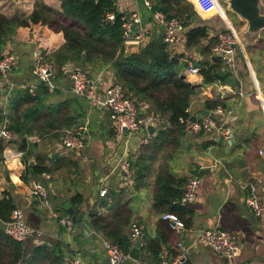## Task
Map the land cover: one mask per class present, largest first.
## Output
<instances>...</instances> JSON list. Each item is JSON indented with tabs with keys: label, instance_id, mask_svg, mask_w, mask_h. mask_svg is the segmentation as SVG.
Segmentation results:
<instances>
[{
	"label": "crops",
	"instance_id": "crops-1",
	"mask_svg": "<svg viewBox=\"0 0 264 264\" xmlns=\"http://www.w3.org/2000/svg\"><path fill=\"white\" fill-rule=\"evenodd\" d=\"M151 1L154 5V0ZM188 1L203 23L209 21V37L202 40L201 46L229 26L237 30L236 25H245L238 15L231 18L221 0ZM61 4V0H0V11L12 19H27L42 5L61 11ZM115 5L122 15L137 14L143 25L149 26L153 22L154 10L144 0H115ZM187 30L185 25L180 43L170 54L180 57L185 64L184 70L191 63L201 68L207 56L200 48L187 47ZM159 35L160 29L153 28L149 42ZM65 42L64 33L48 25L19 26L1 53L2 56L10 52L16 57L10 75L16 87L0 90V120L8 121L14 136L10 141L0 140L3 146L0 199L11 196L34 228L35 233L24 242L26 249L30 251L35 245L45 243H61L67 251L66 264L74 256L83 258L86 264H110L103 245V238L107 237L93 225L92 215L114 219L124 213V208L131 215V222L125 227L127 235L131 237L136 223L142 230V247L150 239L160 238L161 232L166 231L167 220L163 216L172 212L166 207H157L154 194L158 174L168 170L186 180L190 175H198L202 182L197 199L185 204L193 215L190 225L173 231L168 241L162 243L161 250L167 249L171 256H176L178 242L189 244L201 230L220 226L239 237L240 254L228 257L206 243H198L185 264H264V154H261L264 152V44H259L252 53L241 46L236 72L225 69L221 62L223 74H228L230 80L220 81L227 86L223 93L209 89L217 80L205 84L201 72L194 78L197 86L189 113L201 117L210 111L206 106L208 99L223 100L226 107L235 110V117L227 124L233 136L226 138L214 131L193 135L197 137V143L189 142L175 158L155 169L154 155H145L144 147L150 146L154 152L162 151L170 138L185 145L190 134L159 137L161 131L171 127L163 125L155 136L149 135L148 130L116 136L107 108L73 91L69 71L81 63L67 62L58 71L50 60ZM210 56L218 58L213 53ZM44 60L54 66L52 85L39 81L33 73ZM83 67L89 75L100 79L99 96L108 85L118 82L109 68L96 70L91 64ZM26 92L33 99L26 101L29 97L24 96ZM139 101L145 116L155 114L147 101ZM237 102L242 103L238 109ZM71 130L85 131L87 145L81 150L65 152L62 141ZM18 152L23 155L17 157L15 153ZM200 158L214 160V171L201 164ZM241 158L247 163L248 177L241 175L238 163ZM126 162L130 164L129 173L125 169ZM35 166L44 170L38 172ZM34 180H41L47 187L49 207L32 195ZM249 181L258 187L263 210L260 216L254 214L246 201ZM102 187L108 190L104 197L99 194ZM67 205H71L77 215L71 229L59 221L60 217H72ZM51 211L59 217L53 216ZM0 227L4 230L5 222L0 221ZM142 247L139 260L130 258L124 264H155L150 253Z\"/></svg>",
	"mask_w": 264,
	"mask_h": 264
},
{
	"label": "trees",
	"instance_id": "trees-1",
	"mask_svg": "<svg viewBox=\"0 0 264 264\" xmlns=\"http://www.w3.org/2000/svg\"><path fill=\"white\" fill-rule=\"evenodd\" d=\"M61 2V11L42 5L27 19H12L0 11V59L7 42L11 40L19 26L37 23L48 25L55 31H62L66 39L64 45L56 50L50 59L58 71L62 70L67 62L81 63L79 67L83 69L86 64H91L96 70L104 68L113 70L117 81L124 85L128 94L138 100L147 101L155 114L168 120L171 127L161 131L159 137L184 135V127L180 120L190 115L188 109L196 90L182 74L185 64L180 61V57L172 56L166 43L159 37L152 39L139 52L127 55L122 40V14L117 11L115 0H61ZM154 2L153 10H160L168 17L185 18V25L188 27L187 47L200 48L207 56L201 63L204 83L209 84L216 80L230 81L229 75L223 74L220 59L210 56L217 39L211 37L208 44L201 46L202 40L209 37L208 25L202 22L189 1L154 0ZM108 12L116 14L115 21H107ZM26 93L24 96H29L25 98L26 101L33 99L28 92ZM218 104H224L223 100L218 98L206 101V106L210 110ZM2 151L3 146L0 145V153ZM34 169L38 172L44 170L38 166ZM185 181L184 177H176L168 170L161 171L156 178L154 199L157 207H166L168 211L178 215L185 223V227H188L192 212L187 205L179 201ZM16 206L11 196L1 198L0 221L3 223L9 221ZM123 211L124 213L114 219L92 215L93 225L108 239L118 243L124 251L130 252L133 241L125 233V227L131 222V215L125 208ZM172 232L167 221L166 231L161 232L160 238L150 239L142 247L150 253L155 264L159 262L158 255L162 243L168 241ZM66 253L65 246L61 243L35 245L28 251L24 242L13 240L0 227V264H66Z\"/></svg>",
	"mask_w": 264,
	"mask_h": 264
},
{
	"label": "built area",
	"instance_id": "built-area-1",
	"mask_svg": "<svg viewBox=\"0 0 264 264\" xmlns=\"http://www.w3.org/2000/svg\"><path fill=\"white\" fill-rule=\"evenodd\" d=\"M149 8H153L151 0H144ZM264 1V0H263ZM106 19L113 22L116 19L114 12H108ZM122 40L124 45L129 42L138 43L140 47H144L149 42L153 28L160 29L164 26V38L168 51L172 52L173 47L181 41V32L185 29V21L181 16L168 17L160 10L153 11V22L151 25H143L140 17L137 14L122 15ZM216 43L212 47V53L218 57L223 63L225 69L237 71L239 64L238 52L242 46L237 30L231 26L227 30H222L215 35ZM16 57L6 52L0 59V90H12L16 87L15 83L10 80V75L14 70ZM70 77L72 79L73 91L75 94L86 97L87 99L100 103L101 97L104 96L103 105L110 112L112 127L116 136H122L125 133H137L141 130H147L151 123L157 125L171 126L168 120L158 114L145 116L142 113V105L137 98L128 94L127 89L122 83L114 82L104 89L102 96H99L98 89L100 87V79L97 76L89 75L88 72L81 68H71ZM201 72V68L195 64H189L182 72L186 81L192 86H197L194 78ZM33 73L38 77L39 81L52 85V77L54 76V66L48 61L40 62L33 70ZM227 87L216 81L209 87L214 89L215 93H223ZM33 92V91H31ZM235 117V110L226 107L224 104H218L214 109H211L208 114L201 117L189 115L186 118H181V123L184 127V132L190 135H197L204 131H214L226 138L233 136L232 129L227 125ZM14 139L12 130L6 119L0 120V140L10 141ZM87 134L85 131L71 130L65 134L62 145L65 152L77 151L83 149L87 145ZM17 157L23 155V152L15 153ZM263 155L264 152L261 151ZM216 163L207 165L214 171ZM129 162H126L125 169L129 173ZM49 177V175H45ZM202 179L198 175L188 176L184 185L181 199L182 203H189L197 199L198 188ZM32 195L39 199L41 203L49 207L51 205L47 187L41 180H34L31 183ZM248 195L246 198L247 204L251 207L256 216L263 213L262 205L259 197V191L256 183L249 181L246 185ZM108 190L104 187L100 189V196L104 197ZM55 217L59 215L55 211H51ZM169 222V226L173 231L180 228H185V223L174 213H167L163 216ZM59 221L68 229L72 228L73 219L71 216L60 217ZM4 232L10 238L18 242H25L34 233V228L27 222L22 208L16 207L13 209L9 221L5 222ZM141 227L136 223L133 224L131 238L135 242L138 237H141ZM198 243H206L214 251L223 253L228 257H235L240 254L242 245L239 237L231 230L212 226L201 230L193 242L185 244L178 242L177 249L179 250L176 256H171L167 249H162L159 252L158 264H185L187 257L192 252L193 248ZM103 245L106 250L110 264H124L130 259L129 252L124 251L121 246L108 238H103ZM67 260L65 259V262ZM68 264H86L83 258L74 256L67 262Z\"/></svg>",
	"mask_w": 264,
	"mask_h": 264
},
{
	"label": "water",
	"instance_id": "water-1",
	"mask_svg": "<svg viewBox=\"0 0 264 264\" xmlns=\"http://www.w3.org/2000/svg\"><path fill=\"white\" fill-rule=\"evenodd\" d=\"M228 11L235 13L239 18L245 21V25L237 29V33L241 40L242 46L245 48L251 44H254L256 41H262V33L264 32V1L263 0H225L224 1ZM159 38L163 41L164 38V26H160V35ZM126 54H133L140 51V45L138 43L129 42L125 45ZM242 55V53H240ZM111 72V71H109ZM104 96L101 97L99 106L104 107L103 105ZM159 129H163L162 125H157L156 123H151L148 125L147 130L149 135L155 136ZM199 162L203 165L213 164V160L200 158ZM241 175L248 177L249 173L247 171V163L244 159L238 160ZM33 166L32 163H30ZM187 204V203H184ZM66 208L72 214L73 220H77V215L75 210L71 205H67ZM142 247V239L138 237L131 248L129 254L130 258L133 260L140 259V249Z\"/></svg>",
	"mask_w": 264,
	"mask_h": 264
},
{
	"label": "rangeland",
	"instance_id": "rangeland-1",
	"mask_svg": "<svg viewBox=\"0 0 264 264\" xmlns=\"http://www.w3.org/2000/svg\"><path fill=\"white\" fill-rule=\"evenodd\" d=\"M224 1L225 0H221V2L225 5ZM228 14L233 19L235 17H237V15L235 13H233V12L228 11ZM183 19L185 21V18H183ZM205 22L208 24L209 21H205ZM220 24H221V27H224L223 22H220ZM238 27L241 28L239 25H236L237 29H238ZM262 38H263V40L261 42L260 41H256L254 44H251V45L245 47V49L249 50L250 53L254 52L255 49L257 47H259V44L260 45L264 44V32L262 33ZM236 89L237 88H235V91H236ZM235 106H237L236 109H238L239 106H242V103L241 102H237V104ZM170 139H171L170 143L166 144L165 147L162 149V151L154 152V151H152V147H150L148 145H147L148 147H146V146L144 147L145 155H149V154L154 155V160H153L152 164L155 167V169H159V166L163 167L164 165H166L167 161L170 158H173V157L175 158L178 155V153H180L181 148L185 147L189 142L197 143V137H193V135H187V137H186L187 140L185 141L186 142L185 145H184V143L176 142L175 140H173V138H170Z\"/></svg>",
	"mask_w": 264,
	"mask_h": 264
}]
</instances>
